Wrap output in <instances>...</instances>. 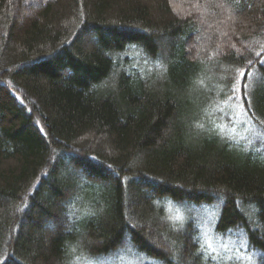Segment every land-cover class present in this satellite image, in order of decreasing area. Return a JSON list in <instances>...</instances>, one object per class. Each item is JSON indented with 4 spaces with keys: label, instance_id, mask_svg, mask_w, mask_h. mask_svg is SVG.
Returning <instances> with one entry per match:
<instances>
[{
    "label": "trees",
    "instance_id": "obj_1",
    "mask_svg": "<svg viewBox=\"0 0 264 264\" xmlns=\"http://www.w3.org/2000/svg\"><path fill=\"white\" fill-rule=\"evenodd\" d=\"M0 264H264V0H0Z\"/></svg>",
    "mask_w": 264,
    "mask_h": 264
}]
</instances>
